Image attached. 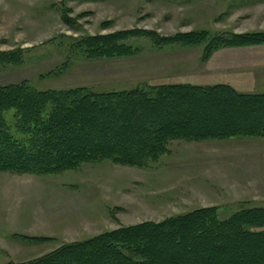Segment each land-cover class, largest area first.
Returning <instances> with one entry per match:
<instances>
[{
	"label": "rangeland",
	"instance_id": "1",
	"mask_svg": "<svg viewBox=\"0 0 264 264\" xmlns=\"http://www.w3.org/2000/svg\"><path fill=\"white\" fill-rule=\"evenodd\" d=\"M185 33L207 38L163 41ZM252 33L264 34V0H0V87L152 95L161 85L227 84L222 70L245 65L252 69H235L232 87L264 92V42L205 57L210 40ZM112 35L130 55L87 53L89 39ZM208 207L220 219L264 207V137L176 140L143 167L104 160L53 175L0 172V264Z\"/></svg>",
	"mask_w": 264,
	"mask_h": 264
},
{
	"label": "trees",
	"instance_id": "2",
	"mask_svg": "<svg viewBox=\"0 0 264 264\" xmlns=\"http://www.w3.org/2000/svg\"><path fill=\"white\" fill-rule=\"evenodd\" d=\"M206 34L163 41L193 45ZM106 39H89L87 53L94 58L130 55V47L115 42L114 35ZM263 42L260 33L210 40L205 57L219 47ZM8 113L15 119L12 126ZM237 137H264V92L242 93L228 84L161 85L152 95L139 89L94 93L0 87V172L53 175L104 160L143 167L165 154L172 141ZM216 210L120 226L33 260L6 264H264V207L236 210L225 219Z\"/></svg>",
	"mask_w": 264,
	"mask_h": 264
},
{
	"label": "crops",
	"instance_id": "3",
	"mask_svg": "<svg viewBox=\"0 0 264 264\" xmlns=\"http://www.w3.org/2000/svg\"><path fill=\"white\" fill-rule=\"evenodd\" d=\"M260 52H261V50H259ZM257 53V52H256ZM261 55V54H260ZM263 58V57H262ZM262 63H264V58H263V60H262ZM247 68V69H246ZM229 69V70H228ZM228 69H223L222 71H224V73L225 74H228L226 77H225V79H227V80H229V82L227 81V84H230L231 86H233V87H236V85L238 84V81H236L237 79V77L235 78V80H234V78L233 77H235L234 76V71H235V69H245V71H247V70H251L252 69V67L251 66H242V65H237V67H234V66H232L231 68H228ZM226 71V72H225ZM227 71H229L228 73H227ZM229 73H231V74H229ZM222 83H226V82H222ZM243 92H246V93H250V92H248V91H243Z\"/></svg>",
	"mask_w": 264,
	"mask_h": 264
}]
</instances>
